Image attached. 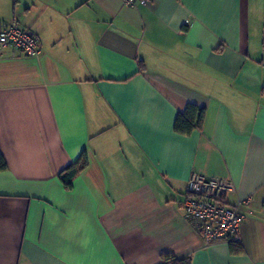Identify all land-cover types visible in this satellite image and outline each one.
Returning a JSON list of instances; mask_svg holds the SVG:
<instances>
[{
    "label": "crops",
    "instance_id": "1",
    "mask_svg": "<svg viewBox=\"0 0 264 264\" xmlns=\"http://www.w3.org/2000/svg\"><path fill=\"white\" fill-rule=\"evenodd\" d=\"M10 24L40 51L0 54V264H264V0H0ZM191 174L247 201L241 252L184 219Z\"/></svg>",
    "mask_w": 264,
    "mask_h": 264
},
{
    "label": "built area",
    "instance_id": "2",
    "mask_svg": "<svg viewBox=\"0 0 264 264\" xmlns=\"http://www.w3.org/2000/svg\"><path fill=\"white\" fill-rule=\"evenodd\" d=\"M147 0H122L126 7L145 5ZM11 49L12 56H36L40 47L36 36L16 24L0 30V54ZM237 189L229 180L207 178L191 174L185 184L184 219L195 229L205 246L219 241L240 242V228L244 220L241 210L246 200L227 205L225 198L236 195Z\"/></svg>",
    "mask_w": 264,
    "mask_h": 264
},
{
    "label": "trees",
    "instance_id": "3",
    "mask_svg": "<svg viewBox=\"0 0 264 264\" xmlns=\"http://www.w3.org/2000/svg\"><path fill=\"white\" fill-rule=\"evenodd\" d=\"M204 118V109L198 108L195 105H187L183 112L177 113L174 123L173 131L179 135H189L193 131L200 130ZM87 166V159L84 153L78 160L67 167L61 176V181L65 187L70 186L71 180ZM6 164L3 157L0 155V172L5 171ZM264 210V203L262 204ZM231 253L241 252L239 242H228ZM163 264H190L189 259H175L168 255L163 256Z\"/></svg>",
    "mask_w": 264,
    "mask_h": 264
}]
</instances>
